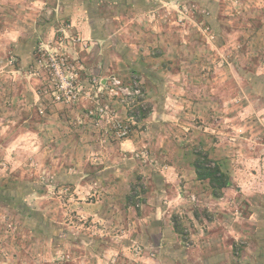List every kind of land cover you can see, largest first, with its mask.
I'll list each match as a JSON object with an SVG mask.
<instances>
[{
    "label": "crops",
    "instance_id": "crops-1",
    "mask_svg": "<svg viewBox=\"0 0 264 264\" xmlns=\"http://www.w3.org/2000/svg\"><path fill=\"white\" fill-rule=\"evenodd\" d=\"M167 1L140 0V7L135 2L117 7L130 16L113 20L120 38L114 41L125 43L82 54L87 68L101 61L124 81L141 84V98L117 101L115 109L137 126L144 125L143 130L103 146L88 126L69 131L70 109L51 97H27L31 86L20 90L19 101L11 99L16 101L13 117L0 123V161L10 160L0 185L25 187L29 184L24 177L34 171L47 174L54 186L72 189L65 208L54 205L59 198L49 196V189L30 190L36 208L62 233L56 249V232H51L32 264H63L56 262L59 251L71 254L72 261L65 264H264V104L258 103L264 92L249 101L239 70L221 66L234 52L226 49L235 43L228 40L229 33L222 35L231 19L225 10L239 3L259 14L264 0H173L176 22L182 18L181 3L197 6L205 28L215 33L216 49L205 43L197 27L184 26L196 24L194 20L172 29L165 20L154 19L149 9L158 11ZM121 18L126 20L123 25L117 24ZM128 29L139 34L126 33ZM253 67L264 84V69ZM233 73L236 79L230 77ZM140 102L148 106L147 115L132 119L130 110ZM38 104L44 115L38 113ZM83 107L81 102L76 112ZM145 148L149 164L128 159L134 150ZM200 151L231 178L220 197L212 196L208 181L196 176L194 161ZM32 155L35 168L25 163ZM5 229L0 226V238ZM26 234L28 240L33 237L31 243L17 237L11 243L31 253L40 232L29 228ZM14 260L10 264H29L21 254Z\"/></svg>",
    "mask_w": 264,
    "mask_h": 264
},
{
    "label": "rangeland",
    "instance_id": "rangeland-1",
    "mask_svg": "<svg viewBox=\"0 0 264 264\" xmlns=\"http://www.w3.org/2000/svg\"><path fill=\"white\" fill-rule=\"evenodd\" d=\"M139 1L0 0V123H6L13 117L12 111L16 101L11 102V99L19 101L21 99L18 96L21 95L20 90L24 91L31 86L32 89L25 94L27 97L29 94L36 100L39 97H51L55 104L70 109L72 119L68 124L69 131H73L69 127L88 126L96 134V142L103 146L110 141L125 139L130 136L133 130H143L144 125L137 126L136 123L122 117L115 109L117 101L132 103L141 98L143 94L141 84L137 81L131 83L124 81L121 76L103 67L101 61L92 62L93 64L90 63L91 65L87 68L85 63L88 60L82 56V54H87L88 51L90 54L106 49L107 44L119 43L114 41L115 38L120 39L118 31L113 27L115 24L114 17L120 15L125 17L129 14L126 13V10L117 11L116 8L131 7L130 2H135L140 7ZM170 1L162 2L161 4L164 6L160 7L158 11L154 6L149 9L154 19L157 17L165 20L166 25L171 28L182 26L187 19L194 20L196 24L186 22L184 26L197 27L198 33L204 38L205 43L216 49L215 44L218 40L214 36L215 33L210 34L209 27L205 28L207 23L203 21L204 14H201L200 10H193L190 4L183 5L186 4L183 2L180 4L184 6L180 9L182 18L176 22L174 18L177 11L172 8L175 3L173 0ZM262 9L257 14L255 9H248L247 6L243 8L242 4L234 3L232 9L227 8L225 10V15L231 18L228 24L230 26L223 25L222 27V35L225 36L224 33H229L232 37H229L228 40H235V43L232 44V48L230 46L226 49L234 52L228 54L226 61L223 60L221 66L233 67L235 70H239L238 80L245 83V94L250 97L249 101L257 98L253 95L264 92L263 81L252 72L255 69L254 64L257 65V68L260 66V70L264 69V7ZM153 12H157V14ZM125 21L124 18H121L117 24L123 25ZM135 25L140 30H144L140 27V24ZM259 29L258 34L257 30ZM204 30H206V33L202 35L201 32L204 33ZM132 31L139 34L137 29H128L126 33ZM122 43L125 42L119 44ZM245 53H248L247 58H243ZM240 69H243V73ZM230 77L236 79V74H230ZM113 79L119 80L124 88L129 90L138 89L139 94L132 96L122 93L110 83ZM61 88H64V91L61 92ZM60 93L61 97L56 98ZM65 93L76 95V98H67ZM63 95L66 97L65 99H63ZM246 99H244L245 102ZM81 102L85 104V107L80 112H76V107ZM258 103L263 105L264 99H259ZM138 108H142L144 109L142 112H146L145 109L148 106L141 102L135 105L130 110L132 119L141 120L144 118L134 116V114L138 116ZM38 113L44 115L42 104L39 105ZM119 126L127 128L128 134L125 138L119 139L116 137V130ZM168 129H172V126L170 125ZM230 130L237 133L235 129L231 128ZM29 157L25 161L28 167H37L35 155ZM128 159L141 165L149 164L148 149L134 150ZM9 162L8 158L0 161V163H5V165L0 164V169H2L0 170V177H7L4 170L7 169ZM47 177H49L47 174L39 175L34 171H28L24 179L29 185L23 187L15 182L0 185V188L9 190L10 193L7 192L9 197H12L16 192L18 194L20 191L24 193L22 201L21 199L18 200V206L17 204L14 206L17 199L12 200L10 205L5 204L0 199V226L8 230V232L5 231L4 237L0 238V264H10L11 261H15L14 259L19 254L26 258V262L32 264L39 253V246L49 239L52 231L56 232L55 246L53 247L59 248L61 243H59V240L60 237L62 238L61 230L58 228L59 225L50 222L48 218H45L43 210L36 208L34 204L35 193H30V190L32 188L38 190L42 188L49 189L47 190L50 193L49 196L59 198L55 201L57 204L54 205L64 207L63 202L68 205L66 199L71 198L70 192H72V189L67 186H54V181L49 182ZM135 179L138 183L137 176ZM17 196L19 197V195ZM50 223L55 225L53 229H50ZM29 228L40 232L39 235H36L38 247H34V251L31 253L20 245L17 248L15 246L17 244L11 243L16 241V237L17 240L22 239L24 243H31L34 240L33 237L28 240V234H26ZM16 232H19V236ZM20 250L22 253H19ZM138 252L139 249H136L135 254ZM57 261L63 264L67 261L71 262L70 252L59 251Z\"/></svg>",
    "mask_w": 264,
    "mask_h": 264
},
{
    "label": "trees",
    "instance_id": "trees-1",
    "mask_svg": "<svg viewBox=\"0 0 264 264\" xmlns=\"http://www.w3.org/2000/svg\"><path fill=\"white\" fill-rule=\"evenodd\" d=\"M138 108L137 113L134 114V116L137 118H142L147 115L148 110ZM194 168L196 172V176L198 179L207 180L211 189V194L214 197H220L222 196L223 190L231 185V178L228 174L222 172L219 168V166L211 160L207 153L205 152H197L196 153V159L194 161ZM0 199L5 202V204L10 205L12 200H16L14 206L17 204L18 206V200L21 199L24 193L22 191L19 192V194L16 192L12 197H9V190H5L0 188ZM8 192V193H7ZM19 195V197L17 196ZM13 205V204H12Z\"/></svg>",
    "mask_w": 264,
    "mask_h": 264
},
{
    "label": "built area",
    "instance_id": "built-area-1",
    "mask_svg": "<svg viewBox=\"0 0 264 264\" xmlns=\"http://www.w3.org/2000/svg\"><path fill=\"white\" fill-rule=\"evenodd\" d=\"M191 8L193 9V10H196L197 9V6L196 5H191ZM110 83L112 84V85H114L115 87H117V89H119L122 93H124V94H127V95H132V96H136L137 94H139V90L138 89H136V88H134V89H128V88H124V87H122L121 86V83H120V81L119 80H117V79H113L112 81H110ZM60 91L62 92V91H64V88H61L60 89ZM119 91V93H121ZM65 95L67 96V98H72V99H75L76 98V95H71V94H69V93H65ZM61 97V93L60 94H58L57 95V97L56 98H60ZM66 97L63 95V99H65ZM102 109V108H101ZM127 134H128V130H127V128H125V127H120L119 126V128H117V130H116V137L117 138H125L126 136H127Z\"/></svg>",
    "mask_w": 264,
    "mask_h": 264
}]
</instances>
